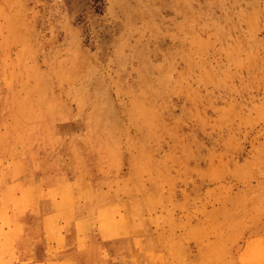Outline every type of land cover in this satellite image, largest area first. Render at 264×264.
<instances>
[{"label": "rangeland", "instance_id": "obj_1", "mask_svg": "<svg viewBox=\"0 0 264 264\" xmlns=\"http://www.w3.org/2000/svg\"><path fill=\"white\" fill-rule=\"evenodd\" d=\"M16 224L70 264H264V0H0V264Z\"/></svg>", "mask_w": 264, "mask_h": 264}, {"label": "crops", "instance_id": "obj_2", "mask_svg": "<svg viewBox=\"0 0 264 264\" xmlns=\"http://www.w3.org/2000/svg\"><path fill=\"white\" fill-rule=\"evenodd\" d=\"M3 233H6L7 235L9 234L8 236L6 235L9 239L8 241L3 239L2 264H38V262L40 263L42 262V264H59V263L65 264L67 263V259L64 257H60L58 258L59 259L58 260L57 257H55L54 255H53L54 256L53 258H51L48 255L50 253L53 254L54 249H55V245H54L55 243L48 244L47 246H44V247H37V248H34L33 251H31L30 244H28V241L26 240L27 238L30 237V236H27V232L25 231L21 232V230H19L18 227L11 226V227H8V229L5 228V231ZM9 245L11 247H9ZM8 248H13V249L10 250ZM36 249H37V252H36ZM6 251L10 255L6 254ZM28 254L36 255V257L32 259V262H28L30 261V258L27 256ZM7 255H8V258L5 257Z\"/></svg>", "mask_w": 264, "mask_h": 264}, {"label": "bare ground", "instance_id": "obj_3", "mask_svg": "<svg viewBox=\"0 0 264 264\" xmlns=\"http://www.w3.org/2000/svg\"><path fill=\"white\" fill-rule=\"evenodd\" d=\"M18 118V117H17ZM16 128V127H15ZM9 138V137H8ZM24 161H26V160H24ZM23 162V161H22ZM34 162V161H33ZM17 165V164H16ZM6 168V167H5ZM7 169H9V168H7ZM15 169V168H14ZM5 170V169H4ZM24 171V170H23ZM6 172V171H5ZM21 172H19V174H20ZM16 173H14V175H15ZM17 176V175H16ZM17 182V181H16ZM7 188V187H6ZM14 188V187H13ZM17 188H19V186L17 187ZM19 192H20V190L19 189H17ZM11 191H12V189H11ZM17 191V192H18ZM4 194V193H3ZM26 192H25V196H26ZM11 195H13V194H11ZM28 195V194H27ZM20 196V195H19ZM27 197H29V196H27ZM46 197H47V199L48 200H50V198H48V195H46ZM50 197V196H49ZM19 198V197H18ZM17 198V199H18ZM22 199L24 198V197H21ZM51 198H52V196H51ZM12 200V199H11ZM19 200V199H18ZM53 200V199H52ZM15 201H16V199H15ZM26 201V200H25ZM27 201H29L28 199H27ZM23 202V201H22ZM14 203V202H13ZM20 203V202H19ZM25 203V202H24ZM23 203V204H24ZM17 204H18V202H17ZM16 205V204H15ZM21 206V205H20ZM26 206H28V205H26ZM5 207V206H4ZM3 207V208H4ZM17 207V206H16ZM10 208V207H9ZM7 209V208H6ZM25 209V208H24ZM35 209V208H34ZM2 210H5V209H2ZM19 210V209H18ZM6 211V210H5ZM21 211V210H20ZM19 211V212H20ZM22 212V211H21ZM18 215V214H17ZM16 217V216H15ZM19 217V216H18ZM17 222V221H16ZM22 222H24V221H22ZM68 222H70V221H68ZM6 226V225H5ZM4 226V227H5ZM16 227H18L19 228V230H21V232H24V229L23 228H20V225H18V224H16ZM10 231V230H9ZM12 233V232H11ZM2 234H5V233H2ZM9 235V234H8ZM7 235V236H8ZM19 235V234H18ZM4 239V238H3ZM1 242H2V240H1ZM2 244V243H1ZM9 247H11L10 245H9ZM16 247V246H15ZM14 247V248H15ZM8 249H13V248H8ZM94 249V248H93ZM84 250H86L85 248H84ZM8 252H9V250H8ZM8 252L6 251V254H8ZM50 252V251H49ZM11 253H12V251H11ZM5 255V254H4ZM8 255H10V254H8ZM8 255L7 256H5V257H7L8 258ZM51 258H53L54 256H53V254L52 253H50V254H48ZM91 256V255H90ZM90 256L88 257V255H87V253H85L84 254V257L81 259V261H83V262H88L91 258H90ZM62 257H64V258H66L67 259V263H65V264H70V262H71V259L74 257V255H73V253H72V255H70V253L68 252V253H66V254H64ZM58 259V258H57ZM48 260V259H47ZM59 260V259H58ZM93 261V260H92ZM102 261V260H101ZM37 262V261H36ZM44 262V261H43ZM97 263V262H96ZM38 264H42V262L40 263V262H38ZM59 264H62V263H59ZM88 264H89V262H88Z\"/></svg>", "mask_w": 264, "mask_h": 264}]
</instances>
